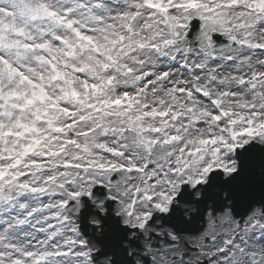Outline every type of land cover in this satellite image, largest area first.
<instances>
[{
	"label": "snow or ice",
	"instance_id": "snow-or-ice-1",
	"mask_svg": "<svg viewBox=\"0 0 264 264\" xmlns=\"http://www.w3.org/2000/svg\"><path fill=\"white\" fill-rule=\"evenodd\" d=\"M0 264H264V0H0Z\"/></svg>",
	"mask_w": 264,
	"mask_h": 264
}]
</instances>
